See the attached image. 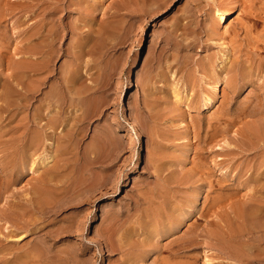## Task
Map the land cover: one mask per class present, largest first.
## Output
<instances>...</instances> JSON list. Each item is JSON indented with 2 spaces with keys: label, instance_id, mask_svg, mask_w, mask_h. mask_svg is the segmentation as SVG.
Segmentation results:
<instances>
[{
  "label": "rangeland",
  "instance_id": "rangeland-1",
  "mask_svg": "<svg viewBox=\"0 0 264 264\" xmlns=\"http://www.w3.org/2000/svg\"><path fill=\"white\" fill-rule=\"evenodd\" d=\"M244 1L0 0V264H264V0Z\"/></svg>",
  "mask_w": 264,
  "mask_h": 264
},
{
  "label": "bare ground",
  "instance_id": "bare-ground-1",
  "mask_svg": "<svg viewBox=\"0 0 264 264\" xmlns=\"http://www.w3.org/2000/svg\"><path fill=\"white\" fill-rule=\"evenodd\" d=\"M243 1H244V0H243ZM247 1H248V0H247ZM249 1H250V0H249ZM260 1H261V0H260ZM219 2H220V1H219ZM245 2H246V1H244V3L242 2V3L244 4V5L242 4L243 7L246 5ZM250 2H251V1H250ZM250 2H249V4H250ZM222 3H223V2H222ZM247 4H248V3H247ZM233 5H234V4H233ZM224 6H227V4L224 5ZM239 6H240V5H239ZM246 6H247V5H246ZM221 7H222V6H219V7L215 8V9H214V12L211 13V14H216V15H217V16H215V19H216V17H217L216 25H219L220 23H224V22H225V21H226V20H227V19H228V18H229V17H230V16H231L236 10H237V7L234 5V6H231V7L227 8V9L224 10L223 12H219V9H220ZM213 8H214V7H213ZM251 8H252V7H251ZM211 9H212V8H211ZM238 9H239V8H238ZM257 9H258V8H257ZM186 10H187V8H186ZM190 10H191V9H190ZM210 11H213V10H210V9H209V12H210ZM238 11H239V10H238ZM190 12H191V11H190ZM207 12H208V11H207ZM257 12H259V11L257 10ZM242 13H243V12H242ZM253 13H254V11H253ZM255 13H256V11H255ZM260 13H261V12H260ZM206 14H207V13H206ZM249 14H250V12H249ZM261 14H262V13H261ZM191 15H192V14H191ZM259 15H260V14H259ZM212 16H213V15H212ZM248 16H251V15H248ZM252 16H253V15H252ZM255 16H256V15H255ZM213 17H214V16H213ZM256 17H257V20H258L259 16H256ZM261 17H262V16H261ZM247 18H248V17H247ZM249 19H251V17H250ZM261 19L263 20V18H260V20H261ZM210 20H211V19H210ZM245 20H246V19H245ZM208 21H209V20H208ZM246 21H249V20H246ZM255 21H256V20H255ZM259 22H260V21H259ZM259 22H258V23H259ZM209 23H210V22H209ZM241 23H242V22H240V24H241ZM210 24H211V23H210ZM213 24H214V23H213ZM216 25L214 24V26H216ZM181 26H182V25H181ZM219 27H220V26H219ZM239 28H240V27H239ZM240 30H241V28H240ZM245 30H247V29H245ZM212 31H215V30H212ZM245 33H246V32H245ZM31 43H32V42H31ZM33 45H34V44H33ZM33 45L31 44L32 49H33ZM30 48H31V47H30ZM258 48H259V47H258ZM34 51H35V49H34ZM31 56H32V55H31ZM33 60H34V59H33ZM21 61H22V60H21ZM34 61H35V60H34ZM35 62H36V61H35ZM35 62H34V63H35ZM243 62H244V61H243ZM32 63H33V61H32ZM24 64H25V63H24ZM26 64H27V63H26ZM228 64H229V63H228ZM231 64H233V63H231ZM244 64H245V62H244ZM38 65H39V64H38ZM38 65H37V66H38ZM220 65H221V64H220ZM233 65H234V64H233ZM233 65H231V66L233 67ZM31 66L33 67V64H31ZM35 66H36V65H35ZM35 66H34V67H35ZM242 66H244V65L241 63L240 67H242ZM28 67H29V65H28ZM32 67H31V68H32ZM224 67H225V66H224ZM240 67H239V70H240ZM36 68H37V67H36ZM227 68H228V65H227ZM237 68H238V67H237ZM245 68H246V67H245ZM25 69H26V68H25ZM27 69H28V68H27ZM33 69H35V68H33ZM37 69H38V68H37ZM225 69H226V68H225ZM237 70H238V69H237ZM239 70H238V71H239ZM241 70H242V68H241ZM29 71H31V70L29 69ZM35 71H36V70H35ZM37 71H38V70H37ZM240 73H241V71H240ZM11 78H13V77L11 76ZM14 78H16V77H14ZM19 79H20V78H19ZM13 80H15V79H13ZM13 80H12V81H13ZM229 80H231V79H229ZM17 81H18V79H17ZM19 81H21V80H19ZM30 81H31V80H30ZM216 81H217V80H216ZM227 81H228V80H227ZM231 81H233V80H231ZM10 82H11V80H10ZM32 82H34V81H32ZM32 82H31V83H32ZM40 82H42V81H40ZM234 82H236V80H235ZM13 83H14V82H13ZM20 83H21V82H20ZM20 83H18V84H20ZM31 83H30V84H31ZM231 83H232V82H231ZM42 84H43V83H42ZM42 84H41V85H42ZM228 84H230V83H228ZM232 84H234V83H232ZM232 84H231V85H232ZM12 85H13V84H12ZM23 85H24V84H23ZM32 85H33V84H31V86H32ZM36 85L39 86V83L36 84ZM228 86H229V85H228ZM232 86H234V85H232ZM12 87H14V85H13ZM22 87H23V86H22ZM32 87H34V86H32ZM35 87H36V86H35ZM25 88L28 89V86H27V87L24 86V89H25ZM3 89H4V88H3ZM13 89L16 90V88H13ZM20 90H22V89H20ZM25 90H26V89H25ZM39 90H40V89H39ZM2 91H3V90H2ZM32 91H33V90H32ZM15 92H16V91H15ZM37 92H38V91H37ZM0 93H1V91H0ZM28 93H29V92H28ZM39 94H40V93H39ZM14 95H15V93H14ZM28 95H29V94H28ZM31 95H34V93L32 92ZM36 95H37V94H36ZM10 96H11V90H10L9 87L3 92V94L0 95L1 100H3V102H4V104L2 105V103H3V102H2V103H1V106H0V108H2L3 110H5L6 108H8L9 100H10ZM12 96H13V94H12ZM34 96H35V95H34ZM19 97H20V96H19ZM19 97H18V98H19ZM35 97H36V96H35ZM11 98H12V97H11ZM32 98H33V97H32ZM24 99H25V98H24ZM35 100H36V99H35ZM35 100H34V101H35ZM10 101H11V100H10ZM12 101H14V103H15L16 100L14 99V100H12ZM12 101H11V102H12ZM36 101H37V100H36ZM212 101H213L212 98H207L206 103H207V104H210ZM11 102H10V104H11ZM16 102H17V101H16ZM25 102H26V101H25ZM29 103H30V102H29ZM204 103H205V102H204ZM12 104H13V103H12ZM15 105H16V103H15ZM30 106H31V105H30ZM10 107H11V105H10ZM13 107H14V104H13ZM27 107H28V106H27ZM11 108H12V107H11ZM17 108H18V107H17ZM32 108H33V107H32ZM37 108H38V107H37ZM39 108H40V107H39ZM39 108H38V109H39ZM45 108H46V106H45ZM2 109H1V110H2ZM29 109H30V108H29ZM9 111H10V110H9ZM39 111H41V110H39ZM33 112H34V111H33ZM39 114L41 115L40 112H39ZM43 115H44V114H43ZM41 116H42V115H41ZM45 116H46V115H44V117H45ZM34 117H36V116H34ZM1 118H2V117H1ZM17 118H18V117H17ZM51 118L55 119L53 116H52ZM27 119H29V117H28ZM27 119H26V120H27ZM0 120H1V119H0ZM47 120H48V119H47ZM22 121H23V120H22ZM27 121H28V120H27ZM31 121H32L34 124H35V123H36V124H39V120H36L35 118H34V119L32 118ZM31 121H30V122H31ZM42 121H44V120H42ZM42 121H41V122H42ZM49 122H50V124L52 123L51 121H49ZM27 123H28V122H27ZM44 123H45V122H44ZM54 123H55V122H54ZM40 124H41V123H40ZM43 125H44V127H45V126L47 125V123H46V125H45V124H43ZM55 125H57V124H55ZM31 126H32V123H31ZM31 126H30V127H31ZM35 126H36V125H35ZM41 126H42V125H41ZM51 126L54 127L53 125H51ZM36 127H37V126H36ZM38 127H39V125H38ZM39 128H40V127H39ZM46 128H47V127H46ZM259 128H260V127H258V129H259ZM262 128H264V125L262 126ZM262 128H261V129H262ZM42 129H43V128H42ZM258 129H256V130L258 131ZM261 129H259V130L261 131ZM263 130H264V129H263ZM32 131H33V130H32ZM47 131H48V130H47ZM36 132H37V131H36ZM40 132H41V131H40ZM52 132H53V131H52ZM34 133H35V132H34ZM258 133H259V132H258ZM262 134H263V133H262ZM262 134L259 133V135H262ZM33 135H34V137H35V134H33ZM36 135H37V133H36ZM262 136H263V135H262ZM36 139H37V138H36ZM36 139L31 137V139L28 140L29 143L26 144L27 148L25 147V148H26L25 150H27V149H29V148H31V147H32V148H33V147L35 148V146H37V143H36V141H35ZM39 140H40V139H39ZM37 142H38V141H37ZM219 148H220V147H219ZM29 151H30V150H29ZM28 158H29V156H27L26 151H23L22 153L19 154L18 157H16V158L14 159L13 164L15 163V165H19V166L21 165V166H23L26 162L29 161ZM43 158H44V157H43ZM22 168H23V167H22ZM31 168H33V167H31ZM31 168H30V169H31ZM30 169H29V170H30ZM30 172H31V171H30ZM40 175H41V174H40ZM52 176H53V175H51V177H52ZM42 177H43V176H42ZM51 177L49 178L50 180H52ZM41 179H42V178H40L39 180H41ZM7 180H8V179H7ZM7 180H4V181H3L4 183H5V181L7 182V183H5L6 185L9 183ZM12 180H13V179H12ZM42 180L44 181V180H45V177H43ZM50 180H48V178H47L46 181H50ZM9 181H10V180H9ZM43 181H42V182H43ZM46 181H44V182H46ZM39 182H40V181H39ZM44 182H43V183H44ZM1 183H2V182H1ZM43 183H42V184H43ZM40 184H41V182H40ZM46 184H47V183H46ZM1 185H2V184H1ZM3 185H4V184H3ZM40 186L43 188V186H42V185H39V184H38L37 187H40ZM44 186H45V185H44ZM44 188H46V187H44ZM46 190H47V189H46ZM43 191H44V189H43ZM46 192H47V191H46ZM46 192H45V193H46ZM48 192H49L48 195L51 196L50 193H52V192H50V191H48ZM48 192H47V193H48ZM45 193H44V194H45ZM45 196H46V194H45ZM45 196H44V197H45ZM46 197H48V196H46ZM52 197H53V196H52ZM41 200H42V199H41ZM43 202H44V199H43ZM47 203H48V202H47ZM45 208H47V207H45ZM45 208H44V209H45ZM51 208H52V207H50V209H51ZM44 209H43V210H44ZM50 209H49V207L47 208V210H50ZM45 210H46V209H45ZM45 210H44V211H45ZM51 210H52V209H51ZM41 211H42V210H41ZM51 212H53V211H51ZM46 213H47V212H46ZM46 213H45V214H46ZM48 213H49V211H48ZM48 213H47V214H48ZM55 214H56V213H55ZM238 214H239V213H238ZM9 216H10V215H9ZM2 217H3V216H2ZM6 217H7V216H6ZM0 218H1V217H0ZM4 218H5V217H4ZM6 219H7V218H6ZM209 222H210V221H209ZM21 228H22V227H21ZM222 239H223V238H222ZM223 243H224V242H223ZM206 259H207V258H206ZM259 262H260V261H259Z\"/></svg>",
  "mask_w": 264,
  "mask_h": 264
}]
</instances>
